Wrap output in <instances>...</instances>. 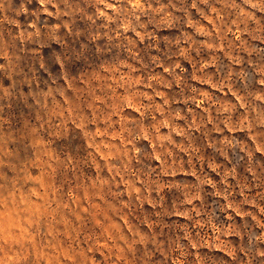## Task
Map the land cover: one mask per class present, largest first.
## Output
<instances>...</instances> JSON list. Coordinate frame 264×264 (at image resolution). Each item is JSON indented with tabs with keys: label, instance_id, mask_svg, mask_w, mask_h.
Listing matches in <instances>:
<instances>
[{
	"label": "rangeland",
	"instance_id": "374dc122",
	"mask_svg": "<svg viewBox=\"0 0 264 264\" xmlns=\"http://www.w3.org/2000/svg\"><path fill=\"white\" fill-rule=\"evenodd\" d=\"M0 264H264V0H0Z\"/></svg>",
	"mask_w": 264,
	"mask_h": 264
}]
</instances>
